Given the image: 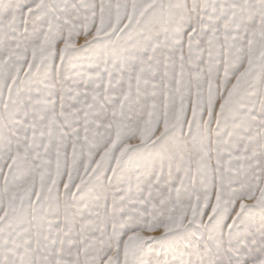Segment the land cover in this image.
<instances>
[{
    "label": "snow or ice",
    "instance_id": "obj_1",
    "mask_svg": "<svg viewBox=\"0 0 264 264\" xmlns=\"http://www.w3.org/2000/svg\"><path fill=\"white\" fill-rule=\"evenodd\" d=\"M0 264H264V0H0Z\"/></svg>",
    "mask_w": 264,
    "mask_h": 264
}]
</instances>
